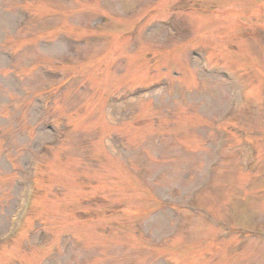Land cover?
<instances>
[{
	"label": "rangeland",
	"instance_id": "obj_1",
	"mask_svg": "<svg viewBox=\"0 0 264 264\" xmlns=\"http://www.w3.org/2000/svg\"><path fill=\"white\" fill-rule=\"evenodd\" d=\"M136 1L0 0V264H264V0Z\"/></svg>",
	"mask_w": 264,
	"mask_h": 264
}]
</instances>
